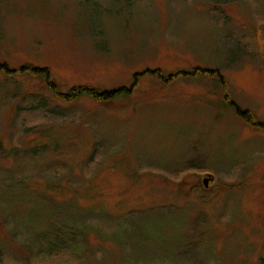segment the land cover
Returning <instances> with one entry per match:
<instances>
[{"label":"rangeland","instance_id":"1","mask_svg":"<svg viewBox=\"0 0 264 264\" xmlns=\"http://www.w3.org/2000/svg\"><path fill=\"white\" fill-rule=\"evenodd\" d=\"M0 64L142 73H0V264H264V0H0ZM56 222L87 261L25 254Z\"/></svg>","mask_w":264,"mask_h":264},{"label":"trees","instance_id":"2","mask_svg":"<svg viewBox=\"0 0 264 264\" xmlns=\"http://www.w3.org/2000/svg\"><path fill=\"white\" fill-rule=\"evenodd\" d=\"M0 73H4L6 75L30 74L34 76L35 78H39L44 81L45 86L51 91V93L57 99L63 102H66V103H75L79 99H81L83 96L89 97L98 102L107 103V102L115 100L116 98H118L119 96H122L123 94L130 95L132 93V90H134L137 87L140 76H142V73L136 74L134 78V84L129 89H126L125 87H120L114 90H107V89H101L98 87H90L87 85H79V86H74L67 92H64L61 90L60 86L56 83L55 79H53L51 72L49 68L47 67L41 68V67L33 66L29 64V65H24L20 67L18 70H13L7 64H0ZM148 73H151L153 75H157L163 78L160 70H153V71L148 70V71H145L143 74H148ZM212 73L215 75V77L219 78L222 81V83L225 82L223 76H221L218 71H213ZM173 77L174 75H171V77H169L166 80L168 81ZM231 107L236 111L239 117L242 118L245 122L255 124L251 113H249L247 110L245 109L243 110L235 102H232V101H231ZM256 125L264 128V125H261V124H256ZM48 187L50 188L51 186L49 185ZM58 187L60 188L61 185H57L55 188L57 189ZM44 196L45 195H43V197H38V199L42 201V203H46V204L49 202L52 203L53 205H51L50 203L49 204L54 207V213L52 215L51 213H47V214L45 213L43 214L42 217L37 216V219L35 220L37 224L39 223L41 218L42 220L44 219L47 220L48 218L54 217V214L58 211V209H60L54 206L55 202L57 201H52L49 198L46 200ZM66 202L69 204L70 207L71 206L74 207L76 205L75 203L70 202V201H62L61 202L62 206L66 208H68L66 205ZM2 215H6V216L9 215L10 217H12V219L14 218V216L10 214V211L7 212V207L4 206L3 208V206L0 205V216L4 219ZM47 228L49 229L50 232L49 234H45V236H47V238L49 239H47V241L42 242L40 245L39 244L37 246L31 245V246H34L35 248L30 247V245H28L27 243L23 244V240H22L21 242L22 249L25 251V254L39 253L37 256V259L41 256L40 258L41 260H45V259L49 260L54 257V251L61 250V251L68 253L69 255H72L73 257L77 258L78 260L82 262L87 261L88 259L87 253L82 248L85 235L82 238V242L76 244L74 239L75 237L77 238L78 230L75 228V226H73L72 228L75 230L74 231L75 233H73L70 229L67 230L65 227H61V225L57 224V222H56V225L54 224V226L52 227L47 226ZM83 228L87 229V226H83ZM92 230L95 231V228L93 227ZM23 259H25L27 264H29V260H30L29 257L27 258L23 257Z\"/></svg>","mask_w":264,"mask_h":264},{"label":"water","instance_id":"3","mask_svg":"<svg viewBox=\"0 0 264 264\" xmlns=\"http://www.w3.org/2000/svg\"><path fill=\"white\" fill-rule=\"evenodd\" d=\"M208 182H209V178H207V179L204 180V184H205L206 186H208Z\"/></svg>","mask_w":264,"mask_h":264}]
</instances>
